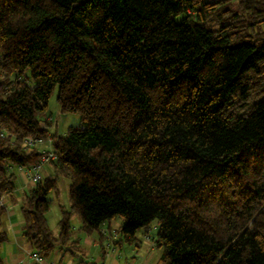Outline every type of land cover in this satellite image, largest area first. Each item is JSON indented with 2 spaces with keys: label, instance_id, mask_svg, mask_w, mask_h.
I'll return each instance as SVG.
<instances>
[{
  "label": "trees",
  "instance_id": "trees-1",
  "mask_svg": "<svg viewBox=\"0 0 264 264\" xmlns=\"http://www.w3.org/2000/svg\"><path fill=\"white\" fill-rule=\"evenodd\" d=\"M222 5L0 0V194L16 187L8 166L40 157L26 136L55 155L19 206L33 252L72 251L76 214L99 242L114 218L128 243L155 220V264H264V0H239L241 15ZM54 89L78 119L63 134L44 117ZM60 176L69 207L54 235Z\"/></svg>",
  "mask_w": 264,
  "mask_h": 264
},
{
  "label": "crops",
  "instance_id": "crops-1",
  "mask_svg": "<svg viewBox=\"0 0 264 264\" xmlns=\"http://www.w3.org/2000/svg\"><path fill=\"white\" fill-rule=\"evenodd\" d=\"M46 174H49V171L46 170ZM28 185L25 184L23 178H17L15 194L9 197L5 205L6 212L1 218V228L5 231L7 240L0 247L3 264H33L30 257L33 250L22 236L24 220L19 210L24 188ZM107 226V224L102 226L106 229L107 234L103 235L104 237L100 242L98 234L96 236L91 235L90 242L88 240L85 242V244L91 245V248L93 247V251L82 247L84 244L80 243L79 238L72 239L71 237V241L75 243L72 251L66 247L56 248L48 257L59 264H79L80 262H82L81 264H155L154 252L157 249L149 233L146 234L142 231V234H136V242L128 243L120 240L119 235H113L118 226L111 227L109 224V229Z\"/></svg>",
  "mask_w": 264,
  "mask_h": 264
},
{
  "label": "rangeland",
  "instance_id": "rangeland-1",
  "mask_svg": "<svg viewBox=\"0 0 264 264\" xmlns=\"http://www.w3.org/2000/svg\"><path fill=\"white\" fill-rule=\"evenodd\" d=\"M220 1H222L223 5H222V11L219 12V14L220 13H222V14H224V13H229V14L237 13L239 15L244 14L242 12L243 10L239 7V0H220ZM213 23H215V19L213 20ZM254 25L257 26L256 24H254ZM26 74H27V72H26ZM46 116H47L46 120H48V122H50V124L44 123V121H42L41 124L44 123L45 125H47V124L49 125L48 132L50 134H56V133L57 134H63L64 131L69 126H77V124H78V119H77L76 115L70 114V113L60 112L58 104L56 102V89H54V91L52 92V94L48 98L47 107H46V114L44 117H46ZM44 117H42L41 119L43 120ZM50 145H51V140H50ZM37 147L44 148L45 146H43V144H40ZM46 148H49V147L47 146ZM50 148H51V146H50ZM51 150H52V148H51ZM53 154H54V152H53ZM46 170H47V172L49 171V173L51 172L50 163L44 166V171L42 172L43 176L45 175ZM68 184H69L68 178L63 177V176L58 177L57 183H56V191H51L47 195V198L49 199V206H48V210H47L45 216L47 219L48 226L54 235H56L57 230H58L57 222L60 218L59 206L62 205L65 209H68V207H69ZM25 189H26V187L24 188V190ZM70 221H71V225H72V239L79 238L80 243L82 245L84 244L82 247H84L87 250L90 249L93 251V247L91 248V245L85 244V242L87 240L89 241L90 236L86 235L85 233H83L79 229L80 219H79L78 215L73 214ZM120 222H121V220L118 217L114 218L110 221V226L111 227H117L120 224ZM142 231H144V230L139 229L136 232V234L140 235V234H142ZM155 231H156V221L154 220L150 223L149 228L147 229V233H149V236H152V235H154ZM92 235L96 236L97 233H93ZM124 245H126V244H124ZM94 250H96V249H94ZM159 253H160L159 250H156L154 252L156 260H157ZM128 256H130V255H128Z\"/></svg>",
  "mask_w": 264,
  "mask_h": 264
},
{
  "label": "built area",
  "instance_id": "built-area-1",
  "mask_svg": "<svg viewBox=\"0 0 264 264\" xmlns=\"http://www.w3.org/2000/svg\"><path fill=\"white\" fill-rule=\"evenodd\" d=\"M2 135V134H1ZM23 146L25 148L26 153L30 152L40 144L45 146L44 148H39L40 157L37 162L29 166H21V165H10L7 168L8 172L14 173L17 178H23L25 184L35 185L40 182L43 178L42 172L44 171V166L49 164L51 161L55 159V155L53 154L50 148V139L49 138H41V137H32L30 135L26 136L23 140ZM49 148H46V147ZM14 193L13 191L7 193L0 194V207H5L8 202L9 197H11ZM100 232L102 234H107L106 229L101 227ZM113 235H119L118 233H113ZM33 264H59L54 259L47 257L42 258L37 252H32L30 254Z\"/></svg>",
  "mask_w": 264,
  "mask_h": 264
}]
</instances>
